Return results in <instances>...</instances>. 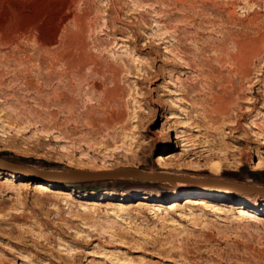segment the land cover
Returning a JSON list of instances; mask_svg holds the SVG:
<instances>
[{
	"label": "rangeland",
	"instance_id": "1",
	"mask_svg": "<svg viewBox=\"0 0 264 264\" xmlns=\"http://www.w3.org/2000/svg\"><path fill=\"white\" fill-rule=\"evenodd\" d=\"M27 1L0 8L4 37L22 36L10 46L0 37L1 160L42 171L184 175L230 188L49 183L0 169V264H264V195L241 192L264 189V100L255 105L264 70L243 82L229 64L212 62L211 49L200 56L205 68L193 54L175 59L177 44L152 38L166 26L167 7L151 0H80L82 30L67 24L52 46L67 0ZM236 12L238 24L222 33L206 25L202 43L227 32L256 36L249 19L258 13L264 22L263 1ZM172 13V26H184L183 13ZM195 32L183 40L199 54ZM240 208L258 219H237Z\"/></svg>",
	"mask_w": 264,
	"mask_h": 264
},
{
	"label": "bare ground",
	"instance_id": "2",
	"mask_svg": "<svg viewBox=\"0 0 264 264\" xmlns=\"http://www.w3.org/2000/svg\"><path fill=\"white\" fill-rule=\"evenodd\" d=\"M4 1L5 0H0V8H1V5H3ZM19 1L20 0H18V2ZM79 1L80 0H67L64 3L63 5L64 13L57 25V28L55 31V37L51 43L52 46L56 43L58 44V41L62 37V34L64 33V28L67 24H73L76 27V29H79L80 31L82 30V24L84 22L82 23V17H79L81 14L77 16L74 10L76 4ZM143 1H146V0H141L142 3ZM151 1L158 3L163 7H167V9L164 11V13L166 14V21H167L166 26L160 27L163 29L158 30L155 34H153L152 38L154 41H160L161 44H167L170 42L177 44V46L175 47L173 51L176 53L175 59L180 58V61H182V59L187 58L189 54H193L195 57L193 61L194 66L195 67L202 66L203 68H205L204 67L205 64L203 63V61H201L202 57L200 58V56L204 54V52L207 51L208 49L209 50L211 49L213 50L212 52H214V54L216 55V57L214 58V61L212 62H216L219 64H222V63L229 64L235 71L236 77L238 78V80H242V81L244 80V81L251 82L253 80L252 78L253 75L259 74V76H261L260 73L264 70V22L263 23L260 22L261 17L259 16L258 13H255V16L253 18L250 17L251 19H249L250 20L249 26H252L253 28L254 27L258 28L257 29L258 32L256 33L257 35L254 37L249 36L248 34H245V33H239L237 35H234L233 32L232 33L227 32L226 35H224L223 37H220V40L217 39L213 43L206 44V45H204L205 43L204 44L202 43L201 37H203L202 31L205 29L206 25L211 26L215 30L214 32H217L218 34L223 32V31L220 32V30H221V27L225 25H237L238 22L236 21L237 19L236 10L238 8L248 9L249 7L251 8H254L255 6L259 7L260 1H263L264 3V0H151ZM25 2H28V1L25 0ZM142 3L138 5L142 6ZM174 10L176 12L179 11L183 13L184 16L181 18V20H177V22H180V24L184 23L185 24L184 26L182 27L172 26L171 23L174 21L173 18H175L174 13H172V11ZM86 14L87 12L85 13V17H86ZM218 14H224L225 17L227 18L226 20L221 21L223 24H219L216 22L217 20L214 21L212 20V18H210L211 16L218 15ZM240 24L243 25V23H240ZM190 29H194L196 31L195 34L197 37L196 39H193V42L196 45V48H197L196 50L200 51L199 54L194 52V50L190 46L186 45V42L183 40V36H185L187 31ZM0 37L3 38L2 41H4L5 44H8L10 46L12 44L14 45L16 43V40L20 39L22 36L16 35L15 39L7 40L4 37L2 30H0ZM228 45H232V52H229L226 50V46ZM42 46L44 45L42 44ZM54 58L58 60L56 56H54ZM189 66H192V65H189ZM206 66L207 67L209 66L210 69L215 70V66L213 63H209ZM185 68L189 69L188 66ZM193 70H196V69H193ZM203 70L204 72H206L205 69ZM262 99L264 100V96H261V98L257 97L255 100V105L261 103L263 101ZM224 101H227V100H224ZM222 102L221 104L223 106ZM216 111H218V114L219 113L226 114L227 111H229V109H225V107L223 108L219 107V109L218 110L216 109ZM179 134H184V132H180ZM177 139L180 142H182L183 147L187 148V151L185 152L193 153L196 150L194 145H192V143L189 141V139L186 138L185 135H180ZM263 160H264V157L262 158L261 162H264ZM222 163L219 162L218 166H222ZM259 165L261 166L262 164L260 163ZM110 171H113V170H110V169L101 170L100 169L97 171H92L91 177L102 178L106 176V174H101L102 172H110ZM171 176H172L171 178H173L174 181L178 182L176 185L183 183L182 184L183 189L200 187L202 189L204 188V190L216 188V189H222V190L224 189V191H226V190H229L230 188L228 185L217 183L216 181L202 180V179L194 180V177H190V176L188 177L184 175H171ZM13 178L16 179L18 177L14 176ZM39 186L43 190H47V191L52 190L50 187L45 186V185H39ZM62 191H58V192H62ZM64 194L67 199H71L72 197L71 194L69 193H64ZM236 216H237V219H240V220L258 219L257 215L254 212L248 211L246 208H240L238 213H236Z\"/></svg>",
	"mask_w": 264,
	"mask_h": 264
},
{
	"label": "water",
	"instance_id": "3",
	"mask_svg": "<svg viewBox=\"0 0 264 264\" xmlns=\"http://www.w3.org/2000/svg\"><path fill=\"white\" fill-rule=\"evenodd\" d=\"M0 169L12 171L17 173L18 175L28 177L30 179H37L42 182L49 183H75V182H86V181H102V180H110V179H144L146 181H167L173 182V178L171 175H150L145 174L141 171L134 169H116L110 172H102L101 174H106L105 177L102 178H93L91 177L92 171H80V170H67V171H42L37 169H30L27 167L19 166L16 164L9 163L7 161L0 159ZM247 193H256L258 195H264V189L246 188L245 191Z\"/></svg>",
	"mask_w": 264,
	"mask_h": 264
}]
</instances>
